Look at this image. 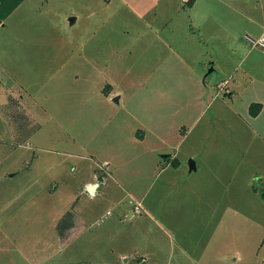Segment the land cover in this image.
I'll use <instances>...</instances> for the list:
<instances>
[{"label": "rangeland", "instance_id": "obj_1", "mask_svg": "<svg viewBox=\"0 0 264 264\" xmlns=\"http://www.w3.org/2000/svg\"><path fill=\"white\" fill-rule=\"evenodd\" d=\"M190 3L23 0L0 23V264H264V70L234 83L261 34L244 0Z\"/></svg>", "mask_w": 264, "mask_h": 264}, {"label": "crops", "instance_id": "obj_2", "mask_svg": "<svg viewBox=\"0 0 264 264\" xmlns=\"http://www.w3.org/2000/svg\"><path fill=\"white\" fill-rule=\"evenodd\" d=\"M229 1H233V0H229ZM244 1H245V4H247V6L237 5V6H231V8L234 9V12H238V14L236 15L238 17H241L240 20L244 24V27L246 28V32H248V34L260 35L264 33V2H262V0H251V2H249V0H244ZM190 6L192 10H195L196 7L199 8L200 6L199 0H191ZM236 22L238 23L237 20ZM213 23L215 25L218 24L217 21ZM232 38L234 39V37ZM212 59H215V57H212ZM243 59L249 60V64L247 66L248 70L247 68H245L242 75L239 77V79L237 78L234 79L235 81L234 83H236L237 80H240L241 82H243V76H246V75L253 78L254 77L253 73L259 75V72H262L264 70V48L257 46V45H253V44L249 45L248 50L244 54ZM257 77H258L256 78L257 80H259L262 83L264 82V79H260L259 76ZM226 83L227 82H224V81L221 82L222 85H226ZM229 92H232V90H230ZM259 103H264V101L261 100V102ZM146 135H147V131L145 129L140 128L137 132L135 139L138 141H143L146 138ZM161 156L163 157L164 160L158 164V167H160L162 171L167 170L171 167L173 168L172 172H178L181 169L183 163L180 161L179 162L175 161L174 160L175 155H173L170 151H168V153H162ZM188 156L195 157V155L192 153L188 154ZM191 159L193 160V158ZM107 164H110V162ZM195 169L198 170V165H195ZM103 175H104L103 180H105L106 173L104 172ZM96 179L97 180L89 179L87 180V182H85V189L91 183H94L96 181L99 182V185L97 186L95 192L92 194H95L97 192V190L101 187V181H103V180H98V177ZM169 179H171L169 180L170 184L171 182L173 184L176 183L174 177L172 179L169 175ZM4 180H5L4 178L0 177V186L3 184ZM131 215L132 214L129 213V216Z\"/></svg>", "mask_w": 264, "mask_h": 264}, {"label": "trees", "instance_id": "obj_3", "mask_svg": "<svg viewBox=\"0 0 264 264\" xmlns=\"http://www.w3.org/2000/svg\"><path fill=\"white\" fill-rule=\"evenodd\" d=\"M23 0H0V23L15 10Z\"/></svg>", "mask_w": 264, "mask_h": 264}, {"label": "built area", "instance_id": "obj_4", "mask_svg": "<svg viewBox=\"0 0 264 264\" xmlns=\"http://www.w3.org/2000/svg\"><path fill=\"white\" fill-rule=\"evenodd\" d=\"M246 38L253 44L264 48V33H262L260 36H252V35H245ZM137 210H140V206H136Z\"/></svg>", "mask_w": 264, "mask_h": 264}, {"label": "water", "instance_id": "obj_5", "mask_svg": "<svg viewBox=\"0 0 264 264\" xmlns=\"http://www.w3.org/2000/svg\"><path fill=\"white\" fill-rule=\"evenodd\" d=\"M103 179H104V175L103 174L98 176V180H103ZM98 185H99V182L96 181V182L91 183L90 185H88L87 189H88L89 192L94 193ZM144 263H146V261H144Z\"/></svg>", "mask_w": 264, "mask_h": 264}]
</instances>
